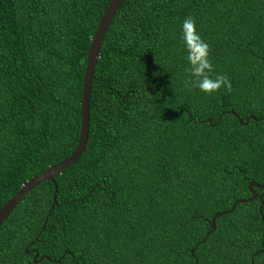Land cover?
<instances>
[{
	"label": "trees",
	"instance_id": "16d2710c",
	"mask_svg": "<svg viewBox=\"0 0 264 264\" xmlns=\"http://www.w3.org/2000/svg\"><path fill=\"white\" fill-rule=\"evenodd\" d=\"M109 1L0 0V206L74 152ZM186 17L230 91L186 85ZM55 180L56 199L43 180L2 223L0 264H264V196L211 231L249 182L264 184V0H123L95 67L86 149Z\"/></svg>",
	"mask_w": 264,
	"mask_h": 264
},
{
	"label": "water",
	"instance_id": "95a60500",
	"mask_svg": "<svg viewBox=\"0 0 264 264\" xmlns=\"http://www.w3.org/2000/svg\"><path fill=\"white\" fill-rule=\"evenodd\" d=\"M123 0H110L108 6L106 7L99 23L97 30L92 38L91 46L88 51V57H87V67L85 72V78H84V85H83V91H82V99H81V127H80V135H79V141L78 144L74 150V152L62 160L61 162L52 165L42 171L41 173L37 174L36 176L32 177L30 180H28L25 184L21 186V188L17 191L15 195H13L3 206H0V227L2 223L9 217L12 210L16 207V205L22 200V198L33 188L36 184L40 183L43 180H51L55 184V195L54 199H56L57 192H58V186L55 180V177L58 174H61L65 169H67L70 165L74 164L79 157L84 153L88 139H89V126H90V100H91V92L93 87V81L95 76V67L97 60L99 58V53L102 45V41L104 39V36L109 28V25L115 16L117 10L119 9L121 3ZM235 113V112H234ZM253 118H256L255 116H252ZM240 122H242V119H239ZM249 121V119H248ZM249 190L251 192V197L248 198H239L237 199L232 208L227 211H221L216 213L212 220H211V231H213L216 228V220L217 217L224 214V213H230L232 212L239 203L243 202H250L258 197L262 200L264 196L263 193H258V191L254 187L263 188L264 184L257 183L255 181L249 182ZM264 206V201H262L260 205V210H262ZM210 231V232H211ZM210 232L206 235L205 239L202 240L205 241ZM264 245V241H263Z\"/></svg>",
	"mask_w": 264,
	"mask_h": 264
},
{
	"label": "clouds",
	"instance_id": "9594fccd",
	"mask_svg": "<svg viewBox=\"0 0 264 264\" xmlns=\"http://www.w3.org/2000/svg\"><path fill=\"white\" fill-rule=\"evenodd\" d=\"M180 40L185 52L187 67L186 85L206 95H214L221 89L231 90L232 84L225 74H215L210 58V45L198 31L194 17H186L181 23Z\"/></svg>",
	"mask_w": 264,
	"mask_h": 264
}]
</instances>
